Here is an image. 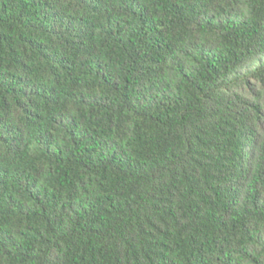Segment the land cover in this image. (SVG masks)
<instances>
[{
  "label": "trees",
  "instance_id": "obj_1",
  "mask_svg": "<svg viewBox=\"0 0 264 264\" xmlns=\"http://www.w3.org/2000/svg\"><path fill=\"white\" fill-rule=\"evenodd\" d=\"M0 264H264V0H0Z\"/></svg>",
  "mask_w": 264,
  "mask_h": 264
}]
</instances>
